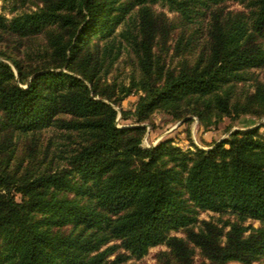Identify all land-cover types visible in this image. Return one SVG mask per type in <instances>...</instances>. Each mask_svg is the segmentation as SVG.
<instances>
[{
  "label": "trees",
  "instance_id": "obj_1",
  "mask_svg": "<svg viewBox=\"0 0 264 264\" xmlns=\"http://www.w3.org/2000/svg\"><path fill=\"white\" fill-rule=\"evenodd\" d=\"M0 1V264H127L160 243L153 264L264 257L260 126L208 150L141 145L154 113L207 129L264 116V0ZM158 3L179 19L172 47ZM124 51L134 71L109 82ZM198 211L233 219L195 228Z\"/></svg>",
  "mask_w": 264,
  "mask_h": 264
},
{
  "label": "rangeland",
  "instance_id": "obj_2",
  "mask_svg": "<svg viewBox=\"0 0 264 264\" xmlns=\"http://www.w3.org/2000/svg\"><path fill=\"white\" fill-rule=\"evenodd\" d=\"M226 5L229 9L239 10L241 5L238 3L228 0ZM10 4H6L0 1V12H2L7 18H11L13 15L11 12ZM154 9L157 12H163L167 17L172 20L175 29L171 35L169 45L170 47L174 44L175 37L180 32L179 19L177 18V13L168 9L165 4H156ZM172 53V49L170 51ZM133 65V55L124 51L117 62L112 67L110 73L107 75L109 82L125 83L129 81V76L134 70ZM137 100V95L131 94L120 103V106H115L117 110L116 124L118 126L129 125L131 120H121V109L128 110L133 109L134 104ZM186 117L173 121L169 115L164 113H154L150 122L142 123L146 126V132L143 136L141 145L142 147H150L157 144L159 141L165 138H171L174 145L179 146L184 151L194 150L195 148H200L203 150H208L214 142H218L223 138L228 137L229 133L237 129H247L249 127L260 126V132L264 133V116L260 119H255L250 116H243L236 120H230L224 118L216 127L214 128H204L198 123L196 117H192V120L188 123L184 122ZM196 221L192 226L195 228L203 220H211L218 225L224 224V222L230 218L227 214L215 213L212 211H198L195 213ZM230 219H233L231 217ZM243 225L248 226L252 225L253 227L259 226V222L256 220H246ZM228 227H224L226 231ZM170 235H176L179 237H184L185 233L182 230L170 231ZM167 250V247L164 243H160L154 246H151L148 252L140 257L131 256L127 259V264H153L156 262V258L159 252ZM113 255L110 256L112 258ZM203 258L199 253V250L195 248L193 264H201ZM229 264H245L237 261H232ZM248 264H264V257L257 259Z\"/></svg>",
  "mask_w": 264,
  "mask_h": 264
}]
</instances>
